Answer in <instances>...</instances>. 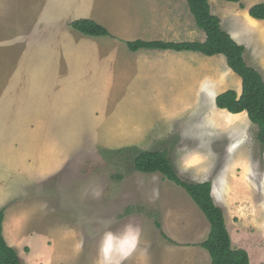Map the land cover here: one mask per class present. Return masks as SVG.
I'll return each instance as SVG.
<instances>
[{
  "label": "rangeland",
  "instance_id": "obj_1",
  "mask_svg": "<svg viewBox=\"0 0 264 264\" xmlns=\"http://www.w3.org/2000/svg\"><path fill=\"white\" fill-rule=\"evenodd\" d=\"M36 2L40 0H0V211L5 210L9 232L18 235L14 238L20 245L16 251L23 264H100L99 248L104 232L109 227L118 231L126 224L138 223L143 229L141 250L145 251V264H211L205 249L198 247L191 253H179V249L169 246L170 240L163 237V231L154 226L162 218L147 201H155L160 209L161 203L176 205L174 212L180 209L187 214L196 207L183 188L161 174L132 170V158L137 152L154 151L150 149L162 146L174 158L178 153L199 156L207 172H178L179 176L190 182H214V200L225 212L233 248L246 250L250 264H264V146L257 141L258 129L247 115L231 114L216 104L213 108L200 105L201 110L182 116L181 123L187 129L198 128L212 115L221 113L220 136H206L207 133L191 129L186 142L170 141L155 147L149 143L116 142L117 136H111L117 131L118 121H128L133 116L129 107L118 106L115 94L104 115V132L97 127H72L73 120L59 121L57 105L71 109L80 108L85 102L80 94L76 98L67 94L72 83L80 90L88 87L90 80H69L72 63H66V57L55 65L56 72L53 70L51 76L56 78L49 77L46 71L50 70V63L53 68L56 59L52 56L65 52L66 48L57 44L80 41L84 35L71 27L74 21L69 15L61 18L63 15L54 14V10L43 20L38 13L60 5H49L45 0L41 5L32 4ZM251 3L252 0H245L243 4L248 7ZM211 5L212 14L220 18L222 28L240 35L237 40L246 49L248 65L264 76V23L248 22L244 12L237 16L232 11L222 13L212 0ZM183 15L189 26L196 24L188 7L181 13L172 11L171 22ZM53 18L58 22L51 21ZM42 22L47 23L45 29ZM199 33L205 36L203 31ZM200 36L184 39L199 40ZM217 57L222 58L221 64L219 60L215 63L223 75L227 61L222 55ZM232 74L236 83L225 76L222 80L229 82L227 88L232 87L241 95L242 80ZM48 112V124L35 125ZM163 183L168 184L173 194L160 189ZM97 189H102L100 198L92 195ZM154 191L158 192L155 198ZM172 216V227H178L180 216ZM173 230L171 237L185 245L199 242L200 246L209 236L206 232L201 238L180 239L173 236L178 230ZM195 233L192 226L181 235L191 237Z\"/></svg>",
  "mask_w": 264,
  "mask_h": 264
},
{
  "label": "crops",
  "instance_id": "obj_2",
  "mask_svg": "<svg viewBox=\"0 0 264 264\" xmlns=\"http://www.w3.org/2000/svg\"><path fill=\"white\" fill-rule=\"evenodd\" d=\"M45 1L49 5L53 3V5L58 4L61 7H48L47 10L44 9L43 11L35 7L37 11L40 10L38 13L43 16V20L47 16L46 14L55 10L54 14L63 15L61 18L69 15V18L73 17V21L80 19L93 20L105 27L111 34V37L83 36L80 41L70 40L57 44L66 48L65 52L67 51V54L65 55L64 52L59 54L58 57L52 56L56 59L53 68L50 61L45 58L50 63V70L46 71L50 73L49 77H52L53 70L56 72L55 65L61 64L60 59L66 57V63H72L69 71V80H74V78L90 80L86 84L89 86L82 87L80 90L75 87L76 83H72V89L67 94L73 98L80 94L85 97V102L82 107L81 105L79 106L80 108L74 106L71 109L57 105L58 109H55V111L59 121H66L67 119V121L72 122L73 120L72 127L89 126L93 129L97 127L100 128L99 131L104 132L106 125L104 123V115L108 112L110 103L113 101L112 96L115 94L116 103L120 108L129 107L133 110L132 119L128 121L121 119L117 123V131L112 132L115 134L111 136H117L116 142L149 143L154 144L153 147H155V144H167L170 141L181 144L189 140L191 129L200 130L204 134L207 133L208 135L206 136L216 137L221 135V113L214 111L217 115H212L213 118L209 117L208 122H201L203 123L202 127L191 126L189 129L181 123V117L193 110H201L199 109L202 107L200 105L208 104L213 108L219 95L228 90H233L232 87L227 88L229 82L223 81L222 76L236 83V78L232 74L234 72L227 66L228 68L226 67V71L222 75L220 66L215 63L218 60L220 62L222 58L217 56L208 57L201 53L195 54V52H176L172 50L141 49L137 52H132L127 46L128 42L138 40L167 43L205 42L206 35L200 36V29L198 30L196 24L189 26L185 15L178 18L175 17L174 22H171L170 14L172 11L181 13L184 9L187 10L188 4L186 0H167V2L166 0ZM208 1L211 5V0ZM212 1L222 13L224 11H232L237 16L244 12L248 22L255 25L264 23V21L251 18L248 13L256 3L259 4L261 1L252 0L248 7L243 4L245 0H242L241 3L220 2V0ZM32 4H35V6L36 4L41 5L42 0ZM51 21L58 22L56 18L51 19ZM46 25L47 23H43V29H45ZM227 32L237 43L239 42L237 39H240V35L238 36L236 32ZM195 35L202 38L199 40L184 39ZM52 44H55V42H52ZM216 65H218L217 69ZM215 69L217 74H214ZM185 86H190L191 89L189 87L185 89ZM43 110L45 109L41 111ZM71 111L73 114H71ZM68 114L71 115L67 116ZM241 115L245 117L247 113H242ZM45 116L39 117L34 122L35 125L41 127L48 124L50 119V117L48 118L49 112ZM99 117L100 122L98 121ZM224 118V122L227 124L228 119ZM206 123L207 125L205 126ZM76 129L77 131L79 130L78 128ZM226 129L228 130L229 127ZM73 132L74 129L71 131L72 135ZM214 132L217 135H213ZM195 140H197L196 137ZM150 150H154L152 152H167L174 166L181 174L186 171L196 174L207 172V170L204 171L203 163L197 155L191 154L188 156L187 153H178L174 158V154L172 153L171 155L165 146ZM214 186L213 182V190H215ZM160 189L173 194L169 190L168 184L163 183ZM147 203L157 208L162 218V222H159L161 228L154 226L163 231L166 239L170 240L169 246L179 249V253L182 251L191 253L192 249L201 246H198L199 242L195 245L194 242H188L185 245L183 242L173 239L171 237L174 232L173 229H177L179 232L173 236L180 239H197L201 238L206 232L210 234L211 227L207 226L208 220L196 204L195 210L187 214L180 209L174 212L173 209L176 205L161 203L160 205L163 208L160 209L155 201H147ZM192 206L190 204V208ZM173 214L180 216L178 220L180 225L178 227H172L171 225ZM165 221H167L166 224L163 223ZM183 223H187L188 226L184 227ZM140 224L135 225L140 227ZM192 226L196 231L193 236L186 237V235H181L183 230H190ZM140 229L139 243L127 259L123 261V264H134L136 261H139L137 264H145V251L141 250L144 235L143 229L141 227ZM9 231L11 229L8 227L7 221H5L4 236L11 247L19 249L20 245H17L14 239L18 235Z\"/></svg>",
  "mask_w": 264,
  "mask_h": 264
},
{
  "label": "trees",
  "instance_id": "obj_3",
  "mask_svg": "<svg viewBox=\"0 0 264 264\" xmlns=\"http://www.w3.org/2000/svg\"><path fill=\"white\" fill-rule=\"evenodd\" d=\"M196 26L206 35L205 42L167 43L162 41L128 42V49L137 52L141 49L172 50L195 52L208 57L222 55L228 67L242 80L241 95L234 90L226 91L216 99V106L231 114L247 113L250 122L258 129L257 141L264 146V76L256 68L248 65L245 47L238 44L227 33L218 16L212 14L208 0H186ZM228 3H241L242 0H223ZM249 16L264 21V3L253 6ZM78 33L87 37H111L110 32L93 20L80 19L71 24ZM132 170L143 174H161L166 180L183 188L208 220L211 231L200 245L211 258V264H250L248 252L232 246L224 210L219 207L213 195L211 181L194 183L182 179L165 151L137 152L132 158ZM5 210L0 211V264H23L14 247L4 236ZM157 228H161L159 222ZM164 235V234H163ZM166 238V236L164 235Z\"/></svg>",
  "mask_w": 264,
  "mask_h": 264
},
{
  "label": "clouds",
  "instance_id": "obj_4",
  "mask_svg": "<svg viewBox=\"0 0 264 264\" xmlns=\"http://www.w3.org/2000/svg\"><path fill=\"white\" fill-rule=\"evenodd\" d=\"M211 195L215 196V190ZM94 198H100L102 189L92 192ZM158 196V192H153V198ZM141 229L134 224H126L121 230L112 231L109 227L102 236L99 255L100 264H123V261L132 253L139 243Z\"/></svg>",
  "mask_w": 264,
  "mask_h": 264
}]
</instances>
